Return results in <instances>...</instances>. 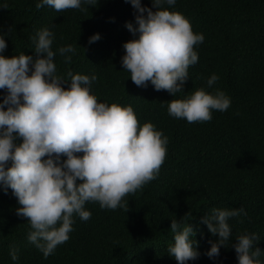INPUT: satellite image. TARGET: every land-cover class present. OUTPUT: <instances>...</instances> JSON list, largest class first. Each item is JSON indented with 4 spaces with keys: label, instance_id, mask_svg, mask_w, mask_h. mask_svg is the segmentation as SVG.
<instances>
[{
    "label": "trees",
    "instance_id": "16d2710c",
    "mask_svg": "<svg viewBox=\"0 0 264 264\" xmlns=\"http://www.w3.org/2000/svg\"><path fill=\"white\" fill-rule=\"evenodd\" d=\"M37 2L0 0L8 5L0 8V32L13 28L5 35L3 55L24 52L35 58L29 37L49 27L55 34L53 50L68 44L75 48L68 64L57 54V75L94 73L91 94L99 102L131 105L139 124L151 122L168 144L156 179L127 194L123 208L101 209L98 202H86L90 219L74 216L69 239L47 259L27 241L30 225L16 215L20 205L11 190H0V264H14L10 245L19 249L15 264H177L166 251L173 237L170 220L179 221L186 213L198 229L194 239L201 253L187 264H237L231 246L221 248L215 261L203 255L210 247L207 241L217 239L200 222L213 207H243L246 216L229 220L231 239L254 232L256 246L264 250V0H176L173 6L164 5L182 13L194 33L204 35L203 43L194 46L198 62L189 66V79L174 96L155 91L150 83L136 86L121 67L122 44L133 39L125 22L134 23V10L125 0H97L87 10L60 12L49 6L37 9ZM141 4L151 8V0ZM96 33L101 38L88 44ZM213 73L219 80L208 88L206 78ZM198 88L223 91L230 107L214 110L209 121L189 123L168 115L166 102Z\"/></svg>",
    "mask_w": 264,
    "mask_h": 264
},
{
    "label": "clouds",
    "instance_id": "9594fccd",
    "mask_svg": "<svg viewBox=\"0 0 264 264\" xmlns=\"http://www.w3.org/2000/svg\"><path fill=\"white\" fill-rule=\"evenodd\" d=\"M125 2L134 10V23L125 22L133 39L122 44L121 67L138 87L150 83L155 91L166 90L172 96L181 93L189 79V66L198 62L194 46L203 43L204 35L194 33L182 13L164 7L175 5L176 0H151V8L141 0ZM96 3L38 0L35 7L49 6L60 12L87 10L85 6ZM7 7V3L0 4V8ZM12 31L9 26L6 33L0 32V190L5 194L11 190L20 205L16 215L27 218L30 225L27 241L47 259L69 239L74 216L90 219L86 202H98L101 209L123 208L127 194L156 179L168 138L151 122L140 125L131 105L99 102L91 94L97 79L94 73L69 70L67 78L57 75L55 57L59 54L68 64L75 48L68 44L53 50L55 34L49 27L37 29L29 37L35 58L24 52L3 55L5 35ZM100 38L96 33L87 42ZM217 80L219 76L211 74L206 86L211 88ZM166 104L169 116L192 123L211 120L214 110L226 111L231 99L219 89L207 92L198 88ZM246 215L243 207L208 210L200 222L217 239L207 241L210 247L203 255L215 261L227 245L234 249L237 264H264L256 233L231 239L229 220ZM187 217L190 213L179 221L170 220L173 237L166 251L177 264L201 255L194 239L198 229ZM8 254L15 264L19 249L10 245Z\"/></svg>",
    "mask_w": 264,
    "mask_h": 264
}]
</instances>
